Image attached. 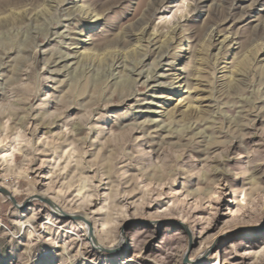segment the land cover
<instances>
[{"label":"rangeland","instance_id":"374dc122","mask_svg":"<svg viewBox=\"0 0 264 264\" xmlns=\"http://www.w3.org/2000/svg\"><path fill=\"white\" fill-rule=\"evenodd\" d=\"M55 1L0 0V264H264V0Z\"/></svg>","mask_w":264,"mask_h":264},{"label":"bare ground","instance_id":"6f19581e","mask_svg":"<svg viewBox=\"0 0 264 264\" xmlns=\"http://www.w3.org/2000/svg\"><path fill=\"white\" fill-rule=\"evenodd\" d=\"M49 2V6L50 7H57L56 5H54V3L56 2L55 0H47ZM74 8V7H73ZM79 8V7H78ZM77 10V9H76ZM85 10V6H81V9H79V12H71L68 14L67 18H64V20L66 21H74L79 19L82 15L81 13ZM74 11V10H73ZM40 17V16H39ZM88 17V16H87ZM34 18L36 19V16H34ZM31 20V24H29L30 26V31L33 33H37V26L32 24ZM48 26L52 27L53 25H62V18H60L58 15L56 17V19H53L52 17L49 18V20H46ZM176 28V25H174L173 27H171L170 31L174 30ZM48 34V32H47ZM47 34H45V36H47ZM59 34V33H57ZM136 57L133 61L130 62V60H128L127 56H124L122 54H117L116 56H112L111 59L109 60V62L107 64H105L106 68L105 71L102 73H99V75H104L108 78V81H110V83H115V84H124L126 82V78L120 77L117 75V73H115L114 71L117 69H122V70H128L130 73L136 74L137 76H142L143 77V73L141 70H138L139 64L142 62L143 58L146 56V54L144 52L141 51H135ZM165 58L166 55L162 53V50L160 52L158 61L156 63L157 67H160L161 65L166 64L165 63ZM59 61L60 62H64V66L66 67L67 71L69 73H81V72H87L88 70L91 69V65L94 62V58L93 55L88 52V51H75L74 53H63L62 55L59 56ZM128 66V64H130ZM151 73V72H149ZM98 75V76H99ZM157 75H162V74H157ZM128 78H130L128 76ZM155 81V78L153 76V74H148L146 75V81ZM152 87V86H151ZM158 112V111H156ZM2 156H6V154L1 155ZM96 243V242H95ZM97 244V243H96ZM120 246L122 245V243H118ZM97 246H101V245H97ZM116 260H119L118 258H116ZM89 262H92V260H87ZM128 261V260H127Z\"/></svg>","mask_w":264,"mask_h":264},{"label":"water","instance_id":"95a60500","mask_svg":"<svg viewBox=\"0 0 264 264\" xmlns=\"http://www.w3.org/2000/svg\"><path fill=\"white\" fill-rule=\"evenodd\" d=\"M0 194H2L3 196H5L6 198L10 199V200L13 202V204H16V201H15V199L13 198L12 193H11L8 189H6L5 187H3V186H1V185H0ZM44 201H45L46 203H48V204H50V205H52L53 207L56 208V206L54 205V203L50 202L48 199H44ZM67 217H73V216H71V215H67ZM75 218H77V219H79V220H84V219L81 218L80 216H75ZM87 224H88V226H89V229H88L89 238H90L91 240H93L92 228L90 227V223H87ZM98 247H100V248L103 249V250L110 251V248H105V247H102V246H98Z\"/></svg>","mask_w":264,"mask_h":264}]
</instances>
